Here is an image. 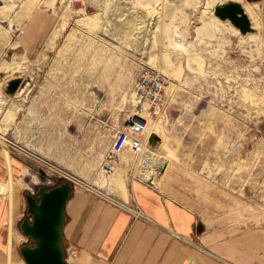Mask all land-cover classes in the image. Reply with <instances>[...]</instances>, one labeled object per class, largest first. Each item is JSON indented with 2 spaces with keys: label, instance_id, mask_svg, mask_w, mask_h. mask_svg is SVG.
<instances>
[{
  "label": "rangeland",
  "instance_id": "1",
  "mask_svg": "<svg viewBox=\"0 0 264 264\" xmlns=\"http://www.w3.org/2000/svg\"><path fill=\"white\" fill-rule=\"evenodd\" d=\"M228 2L252 32L214 16ZM137 106L142 153L111 152ZM0 143L23 200L70 181L122 202L167 166L199 214L264 227V0H0Z\"/></svg>",
  "mask_w": 264,
  "mask_h": 264
},
{
  "label": "crops",
  "instance_id": "2",
  "mask_svg": "<svg viewBox=\"0 0 264 264\" xmlns=\"http://www.w3.org/2000/svg\"><path fill=\"white\" fill-rule=\"evenodd\" d=\"M16 154L0 146V264H25L20 248L27 240L19 225L26 203L17 192L24 164ZM170 171L165 166L155 184L131 181L122 202L75 187L62 230L67 263L264 264V227L199 214L186 189L191 179Z\"/></svg>",
  "mask_w": 264,
  "mask_h": 264
},
{
  "label": "water",
  "instance_id": "3",
  "mask_svg": "<svg viewBox=\"0 0 264 264\" xmlns=\"http://www.w3.org/2000/svg\"><path fill=\"white\" fill-rule=\"evenodd\" d=\"M249 3L258 0H245ZM214 16L228 21L241 35L252 32V25L242 5L228 2L217 5ZM23 84L20 79L10 81L5 95L12 97ZM75 187L64 181L52 187H39L35 193H24L26 210L20 221V231L27 242L21 246L20 254L25 264H68L63 244L65 210Z\"/></svg>",
  "mask_w": 264,
  "mask_h": 264
},
{
  "label": "built area",
  "instance_id": "4",
  "mask_svg": "<svg viewBox=\"0 0 264 264\" xmlns=\"http://www.w3.org/2000/svg\"><path fill=\"white\" fill-rule=\"evenodd\" d=\"M79 0H69V3H75ZM143 106H137L134 113L128 115L124 120L122 129L114 136L110 146L113 153H120L124 149L130 151L133 155H140L143 150V136L147 131V122L141 117ZM137 216L139 211H134Z\"/></svg>",
  "mask_w": 264,
  "mask_h": 264
},
{
  "label": "bare ground",
  "instance_id": "5",
  "mask_svg": "<svg viewBox=\"0 0 264 264\" xmlns=\"http://www.w3.org/2000/svg\"><path fill=\"white\" fill-rule=\"evenodd\" d=\"M17 93H18V92H17ZM14 95H15V94H14ZM14 95H13V96H14Z\"/></svg>",
  "mask_w": 264,
  "mask_h": 264
}]
</instances>
